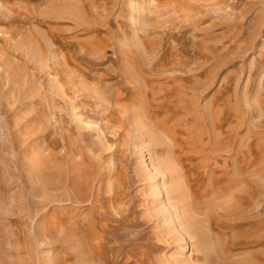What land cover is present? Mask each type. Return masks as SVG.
Here are the masks:
<instances>
[{
    "label": "rangeland",
    "instance_id": "obj_1",
    "mask_svg": "<svg viewBox=\"0 0 264 264\" xmlns=\"http://www.w3.org/2000/svg\"><path fill=\"white\" fill-rule=\"evenodd\" d=\"M0 264H264V0H0Z\"/></svg>",
    "mask_w": 264,
    "mask_h": 264
}]
</instances>
